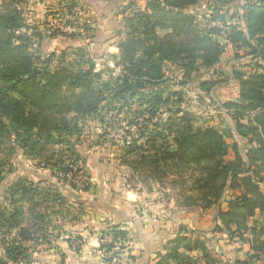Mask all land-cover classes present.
<instances>
[{
	"label": "trees",
	"instance_id": "16d2710c",
	"mask_svg": "<svg viewBox=\"0 0 264 264\" xmlns=\"http://www.w3.org/2000/svg\"><path fill=\"white\" fill-rule=\"evenodd\" d=\"M201 2L204 7L198 9ZM127 4L121 10L125 32L118 53L108 56L113 66L99 68L84 46L42 54L43 36L34 33L14 0H0V264L33 263L30 244L46 238L41 210L61 201L54 189L27 178L4 183L13 164L3 156L21 153L77 192L88 191L90 183L80 189L67 178L70 166L85 164L75 147L78 133L90 118L108 128L109 118L122 114L128 128L136 130L125 147L127 166L147 168L154 181L168 180L181 207L205 210L225 201L215 232L225 233L229 242L249 244L243 260L223 262L214 249L184 235V228L153 264H198L193 250L201 253L202 264L260 261L264 0H147L143 10L129 15L126 10L134 3ZM81 28L85 38L92 36L91 23ZM227 45L236 59L248 60L221 73L237 82L238 99L220 105L226 115L222 129L203 127L181 106L198 70L215 68ZM167 66L180 72L176 89L165 85ZM215 84L202 81L199 88L210 92ZM27 215L33 223H25ZM105 236L110 240L103 243ZM67 240L69 246L83 243L80 236ZM127 240L119 225L103 230L98 250L111 253L104 261L112 262L114 249L126 250Z\"/></svg>",
	"mask_w": 264,
	"mask_h": 264
},
{
	"label": "crops",
	"instance_id": "0c3cea01",
	"mask_svg": "<svg viewBox=\"0 0 264 264\" xmlns=\"http://www.w3.org/2000/svg\"><path fill=\"white\" fill-rule=\"evenodd\" d=\"M128 1L132 0H100L93 5L96 11L95 15H93L95 18L94 23H92L94 28L90 38L83 37V40H85L83 46L87 52H91L90 57L96 61L99 68L106 63L109 66L113 65L114 59L108 56L118 53L117 46L125 32L121 25V10L122 6ZM92 2H96V0H90V3ZM145 5L146 3L140 10H143ZM116 9H120V12L118 13ZM117 28H121L124 32L115 34L114 30H117ZM82 34L86 35V33ZM54 43V40L42 37L40 46L45 49L48 46L59 44L58 42ZM227 47H231L232 50L231 45H227ZM238 62L247 63L248 60L247 58L236 59V64ZM230 80L232 81L233 79L228 81ZM233 81L237 86L236 96L232 99L227 98L224 102L238 99V84L235 80ZM81 154L86 159V163L90 164L92 161L90 155L85 152ZM12 164L13 172L8 174V176L13 174L14 176L10 179L7 176L4 183L8 182L10 184L20 177L27 178L34 182H39L42 187L54 189L61 199L59 203L54 202V204L49 205L48 209L41 210V214H43L41 227L46 238L38 243H68L67 239L80 236L83 239V243H90V247H93L94 254L92 255L94 259L88 264H116V258H113L111 263L104 261L101 251L96 248V245L99 243L98 237L103 230L111 225H119L120 229L127 232L128 240L124 243L127 244L126 254L128 256L124 259H118L117 263L122 264V261H125L123 264H153L165 253V249L178 236L180 230L185 228L183 234L191 241L200 240L208 248L218 252L221 260L225 255L219 249L220 246L218 244L220 243H211L212 241H210L213 238V234H218V232H215L218 223L217 212L220 208L225 210L227 207V203L223 200L217 207L213 206L205 210L199 207H181L177 204L176 196L170 193L173 190L170 186L167 189H162L163 192H167L165 194L160 193L164 196L162 197L144 188L133 189L128 184L119 185L117 180L110 181L106 172L103 176L99 175L98 179H95L94 174H92L94 180H90L88 191L77 192L67 182L54 177L47 169L41 168L48 173L41 174L34 170L31 174L22 175L18 172L19 164H17V161L15 163L12 161ZM110 188L115 192H110ZM210 209L215 211V217L211 225H209L211 219L207 216L201 218V215H206ZM252 220L248 221V225H251ZM29 222L33 223L27 215L25 223L28 224ZM220 234L226 236L225 233ZM226 241L228 245L232 244L235 246L240 244V248L244 247L245 251L249 248L248 243ZM191 254L198 257V264L203 263L200 258V252L193 250ZM81 258L76 252V264ZM236 259L243 260L242 258ZM234 260L232 258L231 262ZM261 262L264 264L263 259L254 264H261Z\"/></svg>",
	"mask_w": 264,
	"mask_h": 264
},
{
	"label": "rangeland",
	"instance_id": "374dc122",
	"mask_svg": "<svg viewBox=\"0 0 264 264\" xmlns=\"http://www.w3.org/2000/svg\"><path fill=\"white\" fill-rule=\"evenodd\" d=\"M15 6L22 12L23 17L31 24L34 25V33H40L44 35L43 38L54 40V46H48L45 49L41 48L42 54H50L53 51L59 52L63 49L81 47L84 45L85 40L84 33L81 28V24L94 23L95 15V3H90V0H14ZM72 1H77L72 3ZM135 7L127 10L126 15H129L135 8H142L147 0H132ZM201 2L198 5V9H203L204 5ZM128 4H124L122 7H127ZM118 13L120 12V9ZM232 11V10H231ZM234 11V10H233ZM121 17V25L123 27V21ZM59 23L66 31L61 32V29L57 28L52 30L50 25L51 22ZM124 28V27H123ZM115 34L124 32L121 28L114 30ZM77 33H81L82 36H78ZM34 39H38V36H34ZM42 39V38H41ZM42 41V40H41ZM233 50V47H232ZM231 47L226 46V50L221 57L219 64L212 69L200 68L194 76V82L191 89L186 90L185 100L182 103L183 109L190 112L195 117V122L203 127L212 125L217 129H222L224 124L225 110L220 105L228 98L232 99L236 96V83L232 80L226 81L225 74L230 71V67L236 64V58L234 56V50ZM242 51H239L241 53ZM91 55V52H88ZM116 72V71H115ZM180 72L176 67L167 66L165 71L166 82L168 89H176ZM202 81H212L216 84L212 87L211 91L200 90L199 86ZM198 95H197V94ZM114 121L110 128H105L104 124L100 123L96 119H88L82 125V130L78 133V140L76 148L81 154L85 152L89 154L92 161L86 163L85 170L87 173L95 176L98 179L99 175L103 176L105 172L108 174L110 181L117 180L118 184H128L133 189L149 190L155 192L158 195L164 197L160 193L164 189L169 188L167 180L156 183L154 180L149 178L150 172L147 168L131 169L127 166L124 160L125 147L127 143L131 141V132L133 137L136 134L135 128H128L127 120L128 117L125 115H119L117 120L109 118L108 123ZM82 151V152H81ZM82 155V154H81ZM126 157V156H125ZM130 159V157H126ZM3 159H8L11 162L17 161L18 172L22 175L31 174L34 170L43 173L41 167L36 165V161L26 159L21 153L15 156H3ZM100 159V160H98ZM17 169V168H16ZM101 173V174H100ZM12 176H8L10 179ZM69 179V178H68ZM94 180V179H93ZM171 187V186H170ZM111 189V188H110ZM163 189V190H162ZM110 192H115L111 189ZM171 194L177 196V190H172ZM2 199V198H0ZM177 200V199H176ZM207 216L211 219L210 224L213 222L215 217V211L210 209L206 215H201V218ZM212 237V236H211ZM217 237V238H216ZM225 237V238H221ZM226 236L222 234H213L211 243H220V250L225 253L222 258L223 262H231V259L242 258L244 259V247L240 248L238 245H228ZM229 243V242H228ZM31 243V257L33 259L32 264H76V245H79L77 251L78 256H81L78 264H88L94 259L93 247H90V243ZM92 245V244H91ZM98 249V245H96ZM211 246V245H210ZM95 248V249H96ZM117 261L121 258H127L126 250L124 248H116L113 250ZM112 251V252H113ZM111 254V253H110ZM110 254H103L101 251L102 258ZM97 255V254H96ZM36 259V260H35ZM264 260V255L262 257ZM117 261L115 262L116 264ZM125 261H122V264ZM121 264V263H120ZM125 264V263H124ZM260 264V263H259ZM263 264V262H261Z\"/></svg>",
	"mask_w": 264,
	"mask_h": 264
},
{
	"label": "built area",
	"instance_id": "2783aa9c",
	"mask_svg": "<svg viewBox=\"0 0 264 264\" xmlns=\"http://www.w3.org/2000/svg\"><path fill=\"white\" fill-rule=\"evenodd\" d=\"M213 24L221 26V24L219 22H214ZM50 25L52 27V30L59 28V29H61V32L66 31V29L63 28V26H61L59 23H56L55 21L51 22ZM110 66L112 67L113 65L111 64ZM117 118H118V116L113 117L114 120H117ZM113 123H114V121H112L111 125ZM110 127H108V128H110ZM70 167H71V171L67 174V178L72 179L73 183L78 188L82 189L85 185L90 183V177L87 175V172L85 170V164H82L79 162L77 165H73ZM109 240H110V237L105 236L100 241L103 243H106Z\"/></svg>",
	"mask_w": 264,
	"mask_h": 264
}]
</instances>
